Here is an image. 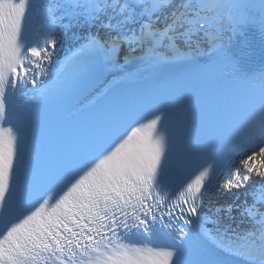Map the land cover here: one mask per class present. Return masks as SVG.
<instances>
[{
    "label": "snow or ice",
    "instance_id": "6c2138e0",
    "mask_svg": "<svg viewBox=\"0 0 264 264\" xmlns=\"http://www.w3.org/2000/svg\"><path fill=\"white\" fill-rule=\"evenodd\" d=\"M254 8L248 0H0V264H264V72L245 77L254 90L207 126L198 163L163 99L99 90L78 135L34 155L14 104L29 85L40 103L87 90L100 74L118 84L133 69L227 56L225 42L249 26ZM69 31L75 43L57 59ZM254 180L240 204H212ZM236 214L250 226L234 228Z\"/></svg>",
    "mask_w": 264,
    "mask_h": 264
},
{
    "label": "bare ground",
    "instance_id": "6f19581e",
    "mask_svg": "<svg viewBox=\"0 0 264 264\" xmlns=\"http://www.w3.org/2000/svg\"><path fill=\"white\" fill-rule=\"evenodd\" d=\"M72 31H77V30L73 29ZM72 31H69L66 36H62L61 37V43L58 44L57 50H56V58L57 59L64 57L68 53L69 49L75 43V41L73 40V37H72ZM160 67H162V66L146 67V68H141L138 71L133 69V75L131 77L121 78L120 80L128 79V78L141 77V76L144 77L145 75H149V74L154 73ZM111 80H112V77L110 75L106 74V77L103 79V81L98 85V87L96 89L92 90L87 95L86 98L87 99H91V98L96 96V94H97V92L99 90H102V89H105V88L108 89L109 86L111 87V86L115 85L114 83H109ZM33 95H38V91H37V89H33L29 85V86L25 87L24 89H22L21 93H19L15 99L18 100L19 102H22V101L32 97ZM233 159H235V156L233 157ZM226 171H227V168L222 172V174L219 176V178H218V180L216 181L215 184H217L220 180L223 179L224 174H225ZM254 183H256L255 180L249 182L248 186L245 187V188H241L239 190H232L231 192H221V193H219L217 195H214L213 198H216V199L218 198L220 200V202L225 203V205L226 204H231V203L240 204V203H237V200H236L237 196L240 193H242V192H244L246 190H249ZM212 204L216 205L217 202H215V200L212 199ZM240 221H241V219H239L238 218V214H236V219L234 221H231V223H235V225L239 229H241L240 226L242 228H244V229L248 228L250 226L247 221H245L244 223H241Z\"/></svg>",
    "mask_w": 264,
    "mask_h": 264
}]
</instances>
